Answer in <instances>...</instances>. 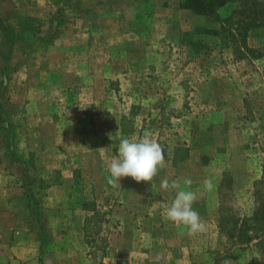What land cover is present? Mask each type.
<instances>
[{
	"label": "rangeland",
	"instance_id": "rangeland-1",
	"mask_svg": "<svg viewBox=\"0 0 264 264\" xmlns=\"http://www.w3.org/2000/svg\"><path fill=\"white\" fill-rule=\"evenodd\" d=\"M183 1L0 0V264H264V0ZM145 131L154 187L109 184ZM164 178L204 232L165 218ZM85 203L107 213L91 231Z\"/></svg>",
	"mask_w": 264,
	"mask_h": 264
},
{
	"label": "clouds",
	"instance_id": "clouds-1",
	"mask_svg": "<svg viewBox=\"0 0 264 264\" xmlns=\"http://www.w3.org/2000/svg\"><path fill=\"white\" fill-rule=\"evenodd\" d=\"M103 150L98 151L103 152ZM165 163L164 149L153 138L151 131H145L141 138L133 136L120 141L118 156H114L108 166L110 176L107 182L114 185L117 181L120 183L122 178L131 177L137 183L152 184L153 178L160 169L165 167ZM183 184L190 187L192 180L186 178ZM152 187H154L153 184ZM160 187L162 190L176 193L174 200L164 210V216L168 221L185 226L190 236L206 230L205 222L193 208L197 199L196 192L182 188L179 179L170 182L169 179L164 178ZM203 187L207 191H212L214 188L212 179L206 178L203 181Z\"/></svg>",
	"mask_w": 264,
	"mask_h": 264
},
{
	"label": "trees",
	"instance_id": "trees-1",
	"mask_svg": "<svg viewBox=\"0 0 264 264\" xmlns=\"http://www.w3.org/2000/svg\"><path fill=\"white\" fill-rule=\"evenodd\" d=\"M233 1L234 0H184L180 4V7L181 9L189 10L191 13L195 15L207 16V15H211L218 9L225 7L227 4ZM260 183L264 184V181H261ZM255 194L254 196L258 197V199L260 198L262 200L264 199V197L262 198V195H264L262 194V191H257L255 192ZM82 210H84L86 214L84 220L85 223L84 228L86 231L87 229L91 231L94 229V227L97 226L98 223L105 222L104 218L105 215H107V213L100 211L95 205H92V207H90V204L85 203L83 205ZM259 215H262V218ZM252 221L254 222L255 228H257L256 226L257 224L264 221V201L260 202L257 210L254 212V217ZM87 239H91V237H87Z\"/></svg>",
	"mask_w": 264,
	"mask_h": 264
}]
</instances>
